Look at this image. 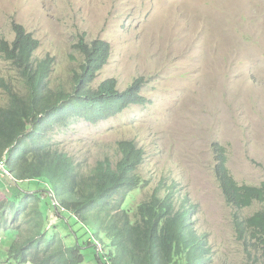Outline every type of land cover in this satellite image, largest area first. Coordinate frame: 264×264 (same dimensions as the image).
Returning <instances> with one entry per match:
<instances>
[{
  "label": "rangeland",
  "instance_id": "obj_1",
  "mask_svg": "<svg viewBox=\"0 0 264 264\" xmlns=\"http://www.w3.org/2000/svg\"><path fill=\"white\" fill-rule=\"evenodd\" d=\"M12 23L39 41L35 59H54L51 88H69L82 34L111 47L92 88L114 78L125 91L146 78L151 105L97 125L80 120L57 129L53 141L62 152L89 171L105 157L117 160L116 142L133 140L145 152L138 174L147 182L134 205L163 183L175 185L177 199L197 208L192 222L212 264H264L263 253L250 257L237 240L236 210L219 188L213 152L216 144L226 149L241 186L264 184V0H0V39H13ZM1 83L23 90L18 70L0 58L3 107ZM262 209L255 204L241 216Z\"/></svg>",
  "mask_w": 264,
  "mask_h": 264
},
{
  "label": "trees",
  "instance_id": "obj_2",
  "mask_svg": "<svg viewBox=\"0 0 264 264\" xmlns=\"http://www.w3.org/2000/svg\"><path fill=\"white\" fill-rule=\"evenodd\" d=\"M11 28L13 39H0V58L18 70L23 90L1 83L7 102L0 107V164L7 174L0 169V263L212 264V251L192 222L197 208L177 199L175 185L163 183L147 201L133 204L147 186L138 174L145 152L133 140L116 142L117 160L105 157L89 171L53 141L57 129L77 121L97 125L151 105L143 94L146 78L125 91L114 78L92 88L111 47L82 34L73 46L80 62L69 88H51L54 59H35L39 41L21 25ZM213 152L219 188L236 210L237 240L250 257L264 254V209L241 216L264 204V184L241 186L227 167L226 149L216 144Z\"/></svg>",
  "mask_w": 264,
  "mask_h": 264
},
{
  "label": "bare ground",
  "instance_id": "obj_3",
  "mask_svg": "<svg viewBox=\"0 0 264 264\" xmlns=\"http://www.w3.org/2000/svg\"><path fill=\"white\" fill-rule=\"evenodd\" d=\"M2 166H3V163L0 164V169L2 170V172H3L4 174H7V173L5 172V170H4V167L2 168Z\"/></svg>",
  "mask_w": 264,
  "mask_h": 264
}]
</instances>
